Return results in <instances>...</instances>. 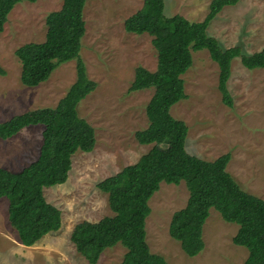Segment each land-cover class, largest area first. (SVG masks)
<instances>
[{"label":"rangeland","instance_id":"374dc122","mask_svg":"<svg viewBox=\"0 0 264 264\" xmlns=\"http://www.w3.org/2000/svg\"><path fill=\"white\" fill-rule=\"evenodd\" d=\"M214 0H165L166 15H180L202 22ZM145 0H87V33L81 57L96 90L81 102V118L96 131L93 152H78L67 183L44 190L51 205L62 213V228L34 247H25L9 222V201L0 199V264H90L72 242L75 227L96 223L114 213L109 196L98 184L119 174L142 157L155 160L154 145H141L136 134L149 127L147 107L154 90L129 93L136 70L158 68V54L149 35L125 30V21L144 6ZM64 0L18 4L0 35V124L40 109H55L77 81V61L61 65L51 79L37 88L22 84V63L17 50L46 41L50 14L62 9ZM225 49L240 46L247 55L264 48V0H240L226 7L208 29ZM194 66L183 77L188 99L172 109L175 119L189 128L187 152L205 161L230 154L228 172L242 189L264 199V70H248L241 59L232 66L229 83L234 108L227 107L219 90V66L207 51L193 54ZM44 126H32L9 140L0 138V170L19 173L36 162L41 153ZM190 193L185 182L163 183L150 201L147 241L153 254L169 264H245L249 251L234 244L239 225L228 223L215 209L204 227L205 249L189 257L170 235L176 212L184 209ZM128 250L117 245L98 264H119Z\"/></svg>","mask_w":264,"mask_h":264},{"label":"trees","instance_id":"16d2710c","mask_svg":"<svg viewBox=\"0 0 264 264\" xmlns=\"http://www.w3.org/2000/svg\"><path fill=\"white\" fill-rule=\"evenodd\" d=\"M38 1L0 0V35L18 4ZM239 1L214 0L206 19L195 23L180 15L168 17L165 0H145L143 8L125 21L127 33L151 36L158 54L157 70L137 68L129 89L130 94L154 90L147 107L149 127L136 138L141 145L155 146V160L142 157L98 184L109 196L114 216L96 223L82 222L71 237L90 264H98L104 252L117 245L128 250L119 264H169L163 256L152 253L147 241L150 201L163 183L179 186L183 182L190 198L187 206L174 214L170 235L180 242L186 255L196 257L205 249L204 227L215 209L224 221L239 225L234 244L249 251L245 264H264V199L245 192L228 172L230 154L213 162L190 155L186 150L189 128L172 115L173 107L188 99L183 77L194 66V53L207 51L219 66V90L231 109L233 62L241 59L248 70H264V48L247 55L240 46L225 49L209 35L218 15ZM86 5L87 0H64L62 9L47 18L46 41L27 44L16 52L22 63L21 81L28 88L47 83L61 65L77 61V81L55 109L36 110L0 124V138L5 141L28 127H45L36 162L19 173L0 170V199L9 201V222L25 247H34L61 230L62 213L48 203L44 190L67 183L75 154L91 153L97 144L95 129L78 111L81 102L97 88L81 57L87 33ZM0 75H6L1 68Z\"/></svg>","mask_w":264,"mask_h":264}]
</instances>
